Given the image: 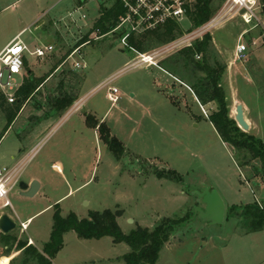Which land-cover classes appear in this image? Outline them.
<instances>
[{
  "label": "rangeland",
  "instance_id": "1",
  "mask_svg": "<svg viewBox=\"0 0 264 264\" xmlns=\"http://www.w3.org/2000/svg\"><path fill=\"white\" fill-rule=\"evenodd\" d=\"M223 2L212 0L214 12L209 20ZM112 4L110 0H0V48L21 32V38L31 49L52 44L53 53L67 52L90 31L99 9ZM256 16L260 22L257 26H253L256 21L246 24L240 15H232L215 28L211 27L208 34L214 52L208 54L225 63L220 83L228 96L229 116L234 119L235 106L241 103L250 127L247 131L239 127L240 130L264 142V12L257 11ZM172 22L176 24L173 30L176 36L172 40L164 42L165 35L160 39L150 34L146 37H152L151 41L147 42L145 35H135L133 41L145 39V53L152 52L195 28L187 17ZM239 41L247 45L246 59L241 61L234 56ZM180 49L181 46L164 52L158 66H164L165 59L173 61L171 57ZM135 51L123 47L114 35L105 34L84 44L68 59L69 65L74 61L84 64L77 69L81 73L80 105L67 118L64 113L41 129L35 137L40 147L33 162L45 156L64 161L65 153L70 151L81 168L83 161L79 154L87 150L88 157H95L98 152L96 161L91 158L87 166L90 168L94 163L95 169L83 175L76 167L77 176L68 177L67 182L53 178L52 186L42 195L23 196L18 194L19 186L13 187L7 196L11 206L5 210L11 214L16 212L17 226L5 234L0 231V264H37L26 248L29 245L26 239L31 238L36 250H42L50 237L54 211L52 207H45L62 196L58 201L62 216L74 212L79 218H88L91 211L121 210L117 222L126 234L137 226L153 229L164 218L183 220L161 247L155 264H264V229L248 232V221L243 215L245 203L263 205L264 202V184L252 176L257 161L246 160L243 164L244 153L239 154L232 145L221 141L206 119L216 104H201L194 98L185 84L190 72H184L183 68L173 70L172 79L162 67L160 70L156 66L132 64L138 57ZM214 57L208 59L211 64ZM26 58L22 74L15 77L17 85L22 83L28 69L41 76L52 67L46 56L37 58L26 54ZM112 76L109 85L119 90V99L114 105L106 97L107 86H101L105 78ZM57 78L58 75L48 84L45 82L43 89L33 91L31 103L5 131L0 139V166L8 165L6 157L17 143L31 140L34 117L43 114L33 113L31 109L57 104V98L51 95L52 88L59 89V82L54 83ZM42 91L47 95L43 96ZM171 97L178 101V106ZM84 111L92 112L98 119L104 116L110 134L124 146L120 158L92 130H86L82 136L74 131L75 118ZM7 122L0 109V134ZM169 171L181 179L169 177ZM89 177V182L68 193ZM206 188L215 190L225 204L224 219L220 223L193 216L195 207H203L195 191ZM232 203H236V208L230 211ZM31 215H34L31 221L21 229L20 220ZM21 242L26 245H20ZM129 251L127 244L113 243L109 236L84 239L68 231L52 264H124L121 257Z\"/></svg>",
  "mask_w": 264,
  "mask_h": 264
},
{
  "label": "trees",
  "instance_id": "2",
  "mask_svg": "<svg viewBox=\"0 0 264 264\" xmlns=\"http://www.w3.org/2000/svg\"><path fill=\"white\" fill-rule=\"evenodd\" d=\"M211 3L212 0H196L188 9V18L195 27L203 24L213 15L214 10ZM122 12L123 9L117 2H113L110 7H101L90 31L80 38L76 46L90 40L92 33L96 35L107 33L116 25ZM175 26V23L168 22L162 28L159 27L152 32L139 35H145V38H148L147 42L152 39V37H146L150 34L160 39L165 35L166 40L164 42H166L175 38L176 35L173 34ZM161 29L163 32H161ZM134 37L135 35L130 37V44L136 47L138 51L145 52L147 49L145 39L139 38L138 43H135L133 41ZM213 48L212 39L207 33L201 39L195 40L191 46L178 50L177 54L171 57L173 61L170 62L165 59L162 62L164 66L159 65L170 74H174L173 70H179V68H183L186 73L190 72L188 82L185 81V84L191 89L198 101L201 104L207 102L216 104V109L206 119L213 125L222 142L232 145L239 154L244 153L242 155L243 164L247 162L246 160L257 161L258 165L253 166L252 176L260 179L264 184V142L252 134L240 130L235 120L229 116L228 96L220 83L226 66L225 63H220L213 54H208L209 51L214 52ZM196 55L199 56L198 59ZM211 57H214L213 64L208 60ZM25 64L26 60H24ZM200 72L203 75H199ZM42 80L25 77L15 92L16 100L11 104L7 103L0 95V109L8 121L4 131L0 134V138ZM170 99L176 106L179 105L174 98L171 97ZM87 121L90 122L88 118ZM96 125L97 122L92 123V126ZM98 133L99 138L105 142L109 150L117 158H120L124 153V146L116 136L110 134V130L104 122L98 124ZM169 173L171 174L169 177L181 179L175 172L169 171ZM157 175L160 176L161 172ZM235 208L236 204L233 203L230 205L229 210ZM120 215L121 210L119 209L117 211L104 209L102 211H91L88 218H79L74 212L62 216L59 207L56 205L52 215L50 237L43 244L42 250H36L31 244L26 248L31 252V256L37 264H52V258L63 246V235L68 231H74L79 238L99 239L109 236L112 238L113 243L123 242L127 244L130 251L121 257L124 264H155L159 251L169 239L170 233L183 222V220L164 218L153 229L137 226V228L126 234L117 222V217ZM243 215L248 221V232L264 229V202L263 205L246 203L243 206ZM20 245L25 246L26 244L21 242Z\"/></svg>",
  "mask_w": 264,
  "mask_h": 264
},
{
  "label": "built area",
  "instance_id": "3",
  "mask_svg": "<svg viewBox=\"0 0 264 264\" xmlns=\"http://www.w3.org/2000/svg\"><path fill=\"white\" fill-rule=\"evenodd\" d=\"M117 2L123 9L116 25L105 34L114 35L123 47L135 51L130 44V37L147 32H152L159 27L162 28L166 23L178 21L183 17L188 18V9L196 0H110ZM264 8V0H224L220 10L211 20L187 31L185 34L169 42L152 52H136L138 57L132 61V64H145L147 66H158L164 52L171 49H179L181 46L189 47L197 39H201L202 34L210 32V28H215L222 21L232 15H240L246 24L256 21L253 26L260 24L256 12ZM84 17V15H83ZM104 34V35H105ZM103 35L90 36L92 42ZM52 49V46L40 45L31 49L21 38V32L14 35L0 50V95L7 103H13L16 100L15 92L20 85L16 83V75L22 74L26 54L43 57ZM77 50V49H76ZM75 50V51H76ZM174 50V51H175ZM74 51V52H75ZM247 45L238 42L235 46L234 56L237 60L246 59ZM173 52V51H171ZM169 54V53H167ZM198 57V55H196ZM75 67H80L79 62H74ZM113 78L104 81L101 86H107V99L112 105L119 99V90L109 84ZM80 103H75L72 109H77ZM40 145H35L27 155L18 163L12 166H3L0 168V206L10 207L8 193L19 183V174L21 169L33 159ZM21 228L25 227V222L19 223Z\"/></svg>",
  "mask_w": 264,
  "mask_h": 264
},
{
  "label": "crops",
  "instance_id": "4",
  "mask_svg": "<svg viewBox=\"0 0 264 264\" xmlns=\"http://www.w3.org/2000/svg\"><path fill=\"white\" fill-rule=\"evenodd\" d=\"M261 1H263V0H260V2ZM261 12H264V8L261 10ZM18 33H20V32H18ZM6 43L4 45H6ZM86 43H88V42H85L84 44H86ZM84 44H81V45H78V46H76L77 45L76 44L73 49H71V50H69L67 52L66 51L65 52H60L58 55L56 53L52 52V51H54V46L52 44H46V46H52V49L49 50L45 54V56L47 58L46 59L47 62H50L51 65H52V67L49 70V72H44V74H43L44 76L43 75L37 76L33 70L28 69L27 75H23V79L25 77L32 78V79H37V80L43 79L38 84V86L35 88V90H37V91L43 89V86L45 85L44 84L45 82H46V84H48L49 81H51L54 77H56L58 75V78H57V80H54V83L55 82L57 83V81L59 82V89L58 88H52L51 89V91L53 92L51 95H52L53 98H57V100H56L57 104L55 106L48 105L46 108H43V107L41 108V107L35 106V107H33V109H31V111L33 113H43L41 115H36L34 117L35 119L32 122L33 125H31V128H30L31 129L30 132H34V133L31 134V136H32L31 140H29L27 143H23L22 141L20 143H17V147L14 149V151H12L9 154V156L6 157L7 161H9L8 165L4 164V165H2L0 167L12 166V165L18 163L19 161H21L27 155V153L36 145V141H35L36 138L35 137L37 136L38 133H40V131H42L46 127V125H48L49 122H51L56 117H61V115H63L64 113H65V118H67L71 113H73L74 111L78 110V108L74 110V109H72V107H73V105L75 103H78L79 101H81V98L79 97V90H78V86H79L80 81H81V79H80L81 78V73H78V71H77V69L79 67H75L74 66V62H78V61H74L71 65H69L68 64V59L70 58L71 55H74L75 53H78L79 50L81 49V47ZM4 45L2 47H4ZM2 47L0 48V50L2 49ZM61 50L63 51L62 48H61ZM51 54L52 55L54 54L52 56V58H48V56L51 55ZM37 58H41V57H37ZM25 60H26V62L28 61L27 58ZM232 62H231V64H232ZM83 66H84V64L82 65V67ZM145 66H147V65H145ZM150 66H152V65H150ZM24 67H25V65H24ZM147 67H149V66H147ZM156 67H158L160 70H162L161 67H159V66H156ZM165 73H167L173 79V76L170 73H168V72H165ZM110 78H114V76L105 78L102 81V83L104 81L110 79ZM183 85L186 86L185 84H183ZM186 87L188 88V86H186ZM56 89H58V90H56ZM189 90L191 91L190 88H189ZM41 94L43 96L47 95L46 93H43V91H42ZM192 94H193V96L195 98V95H194L193 92H192ZM32 100L33 99H32V96H31L30 99H28L22 105L20 111L16 115L17 118L20 116V114L23 112V110L27 107V105L31 103ZM16 117L14 118V120L16 119ZM87 118L89 119L90 122L86 121ZM103 118H104V116H102V117H100L98 119L90 111L89 112L88 111H84L82 113L80 112L77 115V117L75 118L74 123L72 122L73 126L76 123V128L74 129V131H76L78 134H80L82 136V135H84V132H86V130L87 131L88 130H92L93 133L97 134V136L99 138L98 124L102 123V122L105 123V121H103ZM93 122H97V125L96 126H92ZM4 133H3V135H4ZM33 134H34V136H33ZM2 136H1V138H2ZM99 140H100V138H99ZM97 144H98V142H97ZM97 155H98V152H97ZM97 155L95 157H94V155H92V156L89 155V157H88V151L87 150L85 152H80L79 157L83 161V165H82L81 168H80L78 160L75 159V157H74L75 155H73V153H71L70 151H67L65 153L66 159L64 158V161H62L60 159L48 158L47 156H45L41 160L33 162V160L35 158L34 157L31 161H29L21 169L20 174H19V182L23 181L24 183L29 185L33 180L38 181L39 187H38V189H37V191H36V193L34 195H37V194L42 195V194H44L46 188H49L50 186H52V181H53L52 179L53 178H55V179L61 178L62 180H65V182H67V178L68 177H70V176L71 177H76L77 176V174L75 173L77 171L76 167H79L81 169V172H83L82 173L83 175H86L88 173V170H90V169H91V173H93V171L95 169V164L92 163L90 168H88L87 166L89 165V161L91 160V158H94V161H96ZM86 160L88 161V163L86 162ZM86 168H87V170H85ZM90 179H91V177H89L88 180L86 182H84L83 184H80V185L76 186L75 188H70L68 193H72L76 189L82 187L85 183L89 182ZM17 186H19V183L17 184ZM18 194H20V192ZM61 198H63V196L59 197V198H57V199H55V200H53L51 202H49L46 205L45 208L47 209V208H51L52 207L51 209H53L56 205L59 207L58 201ZM5 208L6 207L2 208L0 206V215L5 213L8 216H10L16 222V218H18L16 212L13 210L14 214H11L9 211H6ZM34 215H31V216L27 217L25 220H20V222H25V227H26V224L31 221V218ZM25 227L24 228L20 227V228L21 229H25ZM26 240L28 241V244H33V246H34V242H33V240L31 238H28Z\"/></svg>",
  "mask_w": 264,
  "mask_h": 264
},
{
  "label": "water",
  "instance_id": "5",
  "mask_svg": "<svg viewBox=\"0 0 264 264\" xmlns=\"http://www.w3.org/2000/svg\"><path fill=\"white\" fill-rule=\"evenodd\" d=\"M234 120L238 127L243 131L249 129V124L244 118L243 105L237 103L235 106ZM39 187V183L33 180L29 185L23 181L19 182L20 194L23 196H33ZM195 193L201 198L203 207H195L193 210V216L201 219L202 221L209 223H220L224 219L225 204L220 195L215 190L208 188L201 191H195ZM16 228V222L7 214L0 215V231L8 233Z\"/></svg>",
  "mask_w": 264,
  "mask_h": 264
}]
</instances>
